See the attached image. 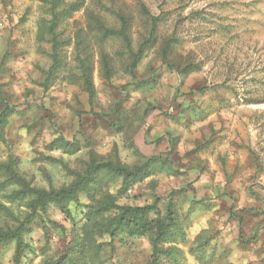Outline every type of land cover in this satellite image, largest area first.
Masks as SVG:
<instances>
[{
	"label": "rangeland",
	"instance_id": "obj_1",
	"mask_svg": "<svg viewBox=\"0 0 264 264\" xmlns=\"http://www.w3.org/2000/svg\"><path fill=\"white\" fill-rule=\"evenodd\" d=\"M83 2V9L58 28L61 39L71 42L61 48L62 67L45 85L50 44L37 36L44 10L36 0H0V99L12 108L2 130L0 162L16 157L18 172L33 185L47 188L50 181L58 188L71 178L47 158L81 170L89 152L109 158L116 148L121 163L131 166L141 161L126 147L131 140L141 156L168 159L172 171L130 188L119 205L143 206L170 195L182 214L195 201L187 241L177 245L184 252L183 264H264V103L247 104L264 102V0ZM139 4L159 21L133 80L121 42L111 39L101 45L89 34L84 11L100 15L112 27L117 23L106 6L130 16L136 51L149 33ZM78 30L83 33L79 42L74 37ZM169 40L170 50L162 56ZM101 52L109 59V80L102 72ZM80 55L92 70V99L75 79ZM187 66L192 72L184 71ZM196 111L205 117L200 119ZM56 132L76 140L79 151L67 155L49 150ZM173 140L177 146L169 152ZM69 209L72 215L78 212L74 204ZM48 217L70 229L55 207ZM46 226L47 240L36 224L25 236L31 251L24 264H39L60 251L61 232ZM203 238L209 243L201 260L193 246ZM113 245L114 256L105 253L108 264L117 258L123 264L147 263L146 240H134L127 248L117 241ZM12 253L11 245L0 247L1 264H11Z\"/></svg>",
	"mask_w": 264,
	"mask_h": 264
},
{
	"label": "trees",
	"instance_id": "obj_2",
	"mask_svg": "<svg viewBox=\"0 0 264 264\" xmlns=\"http://www.w3.org/2000/svg\"><path fill=\"white\" fill-rule=\"evenodd\" d=\"M44 10L46 18L40 20L37 36L50 44V66L44 72L45 85L53 79L62 67L60 51L63 46H69L70 39H61L58 28L70 19L74 13L84 7L83 0H36ZM140 13L149 20V33L142 43L133 51L129 31L131 17L121 11H115L106 6V12L113 15L116 27L107 26L98 14L85 9L89 34L102 45L108 40H119L128 55V75L134 79V69L145 57L155 37V27L159 19L150 16L142 4H139ZM75 34L76 41H81L82 31ZM83 38V36H82ZM171 47V41H166L162 47V56H166ZM89 57V56H88ZM75 77L80 82L88 98L92 99L95 88L92 70L87 64L86 56H76ZM100 62L104 78H110L109 59L104 52L100 53ZM187 66L184 71L192 72ZM146 82H134V87H141ZM207 90L202 88L200 91ZM205 93V92H203ZM263 100H248V105L261 104ZM0 141H3L2 130L12 113L3 99H0ZM198 108H192L195 111ZM197 112L200 119L205 117L204 112ZM195 116V112H194ZM169 152H174L177 146L175 140L170 141ZM48 149L61 150L63 154L73 155L79 151L77 141L67 140L58 132L48 144ZM141 161L131 166L121 163L117 149L113 156L102 158L89 152L88 161L81 170H72L62 160L47 158L51 163L58 164L62 171L71 178L70 183L58 188L48 181V187L33 185L18 172V159L9 156L0 162V247L12 246L11 264H24L26 253L31 248L25 241V236L33 225L41 227L44 239L47 240V226L50 223L62 234V247L55 255L44 258L39 264H108V256L113 257L118 242L120 248L127 246L134 240L144 239L149 246L146 264H183L184 252L177 246L187 241L186 230L189 227L191 214L195 212V201L190 202L189 208L180 213L176 198L170 195L165 199L153 198L150 204L143 206L119 205L118 199L126 192L156 173L172 171L171 162L161 156L143 157L136 146L131 142L126 145ZM113 189L115 192L113 193ZM78 207L75 215L71 214L69 205ZM162 204V209L159 208ZM55 207L70 222V229L65 230L58 223L50 220L48 210ZM181 211V210H180ZM103 238H107L103 241ZM196 241L193 253L203 260L208 238ZM105 253L108 256H105ZM1 264V260H0ZM113 264H123L117 258Z\"/></svg>",
	"mask_w": 264,
	"mask_h": 264
}]
</instances>
